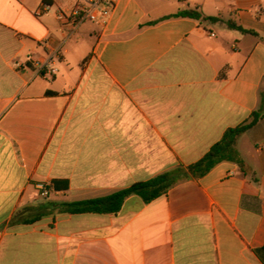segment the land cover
Segmentation results:
<instances>
[{
	"label": "crops",
	"instance_id": "1",
	"mask_svg": "<svg viewBox=\"0 0 264 264\" xmlns=\"http://www.w3.org/2000/svg\"><path fill=\"white\" fill-rule=\"evenodd\" d=\"M74 5L0 0V264H264V0H117L72 31ZM191 10L222 21L175 17ZM260 108L246 172L62 213L187 169Z\"/></svg>",
	"mask_w": 264,
	"mask_h": 264
},
{
	"label": "trees",
	"instance_id": "2",
	"mask_svg": "<svg viewBox=\"0 0 264 264\" xmlns=\"http://www.w3.org/2000/svg\"><path fill=\"white\" fill-rule=\"evenodd\" d=\"M175 17H183L204 20L208 22L222 21L220 18L204 17L202 13L196 10L180 11ZM230 29L238 30L243 33H250L243 27L232 21L225 22ZM263 118V109H259L251 115L245 123L227 130L223 138L215 144L210 151L197 163L190 165L187 169L178 168L174 171L163 173L149 181L132 185L127 189L120 190L112 195L84 200L80 202L62 204V213L65 214H117L121 211L125 201L132 196L140 197L145 203L152 201L168 194L169 190L179 182L195 178L199 179L209 174L214 168L222 163H234L242 171H247L245 161L237 149L238 139L248 130L254 127Z\"/></svg>",
	"mask_w": 264,
	"mask_h": 264
},
{
	"label": "built area",
	"instance_id": "3",
	"mask_svg": "<svg viewBox=\"0 0 264 264\" xmlns=\"http://www.w3.org/2000/svg\"><path fill=\"white\" fill-rule=\"evenodd\" d=\"M74 8L70 11H59L58 20L68 25L72 31L85 21H91L94 24L106 26L116 8L117 0H74ZM47 75L54 76L57 69L52 65L44 66ZM42 195H47V189L44 185H39Z\"/></svg>",
	"mask_w": 264,
	"mask_h": 264
},
{
	"label": "rangeland",
	"instance_id": "4",
	"mask_svg": "<svg viewBox=\"0 0 264 264\" xmlns=\"http://www.w3.org/2000/svg\"><path fill=\"white\" fill-rule=\"evenodd\" d=\"M67 4L72 3L74 0H65Z\"/></svg>",
	"mask_w": 264,
	"mask_h": 264
}]
</instances>
